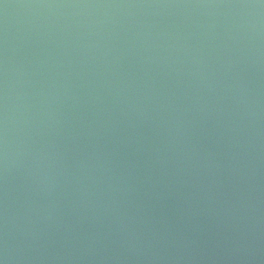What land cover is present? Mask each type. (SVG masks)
Here are the masks:
<instances>
[{
	"label": "water",
	"instance_id": "1",
	"mask_svg": "<svg viewBox=\"0 0 264 264\" xmlns=\"http://www.w3.org/2000/svg\"><path fill=\"white\" fill-rule=\"evenodd\" d=\"M0 264H264V0H0Z\"/></svg>",
	"mask_w": 264,
	"mask_h": 264
}]
</instances>
